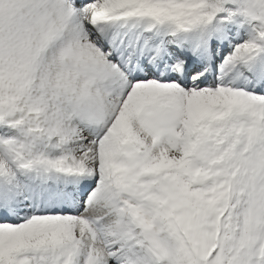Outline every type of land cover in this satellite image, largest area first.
<instances>
[{
    "label": "snow or ice",
    "instance_id": "6c2138e0",
    "mask_svg": "<svg viewBox=\"0 0 264 264\" xmlns=\"http://www.w3.org/2000/svg\"><path fill=\"white\" fill-rule=\"evenodd\" d=\"M0 264H264V0H0Z\"/></svg>",
    "mask_w": 264,
    "mask_h": 264
}]
</instances>
